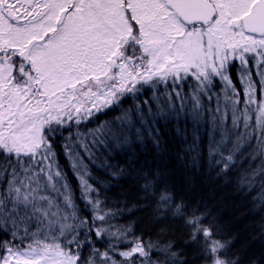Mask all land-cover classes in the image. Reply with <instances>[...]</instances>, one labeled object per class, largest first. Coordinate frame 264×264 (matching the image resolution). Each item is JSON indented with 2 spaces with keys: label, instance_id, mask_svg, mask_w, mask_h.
<instances>
[{
  "label": "snow or ice",
  "instance_id": "snow-or-ice-1",
  "mask_svg": "<svg viewBox=\"0 0 264 264\" xmlns=\"http://www.w3.org/2000/svg\"><path fill=\"white\" fill-rule=\"evenodd\" d=\"M177 171L264 237V0H0V264H264Z\"/></svg>",
  "mask_w": 264,
  "mask_h": 264
},
{
  "label": "trees",
  "instance_id": "trees-1",
  "mask_svg": "<svg viewBox=\"0 0 264 264\" xmlns=\"http://www.w3.org/2000/svg\"><path fill=\"white\" fill-rule=\"evenodd\" d=\"M127 106V105H126ZM110 116L100 114L99 119H110ZM93 123L94 122H90ZM181 128L184 127L183 121L179 122ZM177 123H171L167 128L163 127V122L160 125V133L165 138L174 137ZM116 161H113L115 163ZM62 163H65L62 158ZM65 167H67L65 163ZM98 175H103V170H100ZM71 177V173L69 172ZM73 183H75L73 181ZM170 183L175 184L176 190L180 195L186 197L190 202L197 203L201 199L214 207V210L220 214L223 223L227 225V230L236 237V249L244 250L249 257H257L264 252V237H261L258 231L259 217H253L246 214V211L240 201L233 199V194L230 188L212 183L211 177L206 173H202L195 178V183L187 185L184 183V176L180 171H177ZM125 192L129 196V202L134 203L136 193L126 184H123ZM147 211L138 210L133 219L138 220L139 228L147 230Z\"/></svg>",
  "mask_w": 264,
  "mask_h": 264
}]
</instances>
